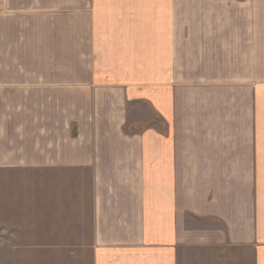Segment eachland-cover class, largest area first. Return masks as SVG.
Instances as JSON below:
<instances>
[{"label":"crops","instance_id":"crops-1","mask_svg":"<svg viewBox=\"0 0 264 264\" xmlns=\"http://www.w3.org/2000/svg\"><path fill=\"white\" fill-rule=\"evenodd\" d=\"M2 2L0 169L36 232L90 234L92 264H264V0Z\"/></svg>","mask_w":264,"mask_h":264},{"label":"rangeland","instance_id":"rangeland-1","mask_svg":"<svg viewBox=\"0 0 264 264\" xmlns=\"http://www.w3.org/2000/svg\"><path fill=\"white\" fill-rule=\"evenodd\" d=\"M28 177L0 169V264H92L90 234L65 232V227L36 232L42 227L51 230L53 217H48L45 206H37L36 185ZM196 223L200 229L210 226ZM253 253L238 245L232 249L208 244L176 248L177 264H253Z\"/></svg>","mask_w":264,"mask_h":264},{"label":"built area","instance_id":"built-area-1","mask_svg":"<svg viewBox=\"0 0 264 264\" xmlns=\"http://www.w3.org/2000/svg\"><path fill=\"white\" fill-rule=\"evenodd\" d=\"M2 4H3V2H2V0H0V9H2Z\"/></svg>","mask_w":264,"mask_h":264}]
</instances>
